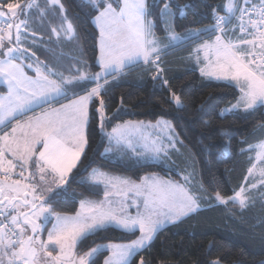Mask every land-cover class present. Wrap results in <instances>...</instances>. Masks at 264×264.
<instances>
[{
  "label": "snow or ice",
  "instance_id": "1",
  "mask_svg": "<svg viewBox=\"0 0 264 264\" xmlns=\"http://www.w3.org/2000/svg\"><path fill=\"white\" fill-rule=\"evenodd\" d=\"M83 3L91 5L97 12L93 22L99 29L97 62L101 71L93 76L77 68L68 76L52 73L57 77L53 79L49 71L41 67L34 69L36 77L32 78L25 74L22 65L13 63L17 54L23 56L28 51L19 47L21 32H33L29 17L32 9L40 8L37 0H27L23 5L0 0V55L5 57L0 60V78L8 85V103L0 100V125L17 113H24L32 103L47 102L56 96L67 98L70 91L73 95L67 104L30 118L26 124H17L12 135L5 132L0 136V173L3 174L0 177V264H91L92 257L101 251L99 246L79 256L78 260L73 250L88 234L108 224L129 232L138 228L140 236L131 244L124 247L107 245L112 255L104 264H128L129 257L151 242L165 222L176 223L199 208V197L190 188V175L183 177V184L155 178L151 182L142 180L136 184L99 170H94L89 179L93 184L104 185V200H81L80 210L74 216L61 215L48 206L53 196L62 194L56 188L68 182L69 174L77 168L85 152L88 143L85 129L93 97L100 100L97 112L100 113L101 128L104 127L106 117L101 78L119 73L139 59L145 63L153 62V57L159 59L162 53L146 0H117L118 8L112 0H83ZM46 4L53 11L59 6L64 14L61 27L53 28V33L58 38L61 32L69 39L74 38L75 29L61 0H46ZM222 9L228 15L218 14L219 8H213L212 23L183 37L177 36L174 29L166 28L173 43L165 47H172L181 40L215 36L213 41L205 40L194 51L197 65L201 64L203 55V66L199 67L201 76L231 82L239 90L236 103L231 109L222 110L221 115L241 108L246 112L256 110L264 106V0H243L242 4L238 0H226ZM44 15L46 12L40 13L41 17ZM160 15L171 18L170 0H165ZM180 15L184 16L183 7ZM229 25H232L231 31ZM13 30L17 47L11 46ZM92 80L96 82L95 87L86 94L74 91L81 83ZM174 101L177 106L182 104L181 97L175 94ZM159 126L158 123L156 127ZM146 127L142 122L117 126L107 134L110 145L117 149H131L144 159H159L163 148L155 142H148L150 137L144 135ZM18 129L23 133L21 136L16 135ZM257 149V160L264 163V142L258 144ZM33 165L36 171L29 172ZM256 167L253 164L248 169L249 177L253 176ZM17 168L18 178H14ZM26 172L29 175L26 176ZM37 173L41 182H47L51 174L55 188L48 186L46 191L53 196L38 193L39 186L34 182ZM260 176L259 183L264 186V168H260ZM256 188V183L245 184L227 199L217 191L216 199L222 203L228 200L239 202L244 208L251 198V192L246 194V190ZM132 208H135V215L131 214ZM49 217L55 218V224L48 232L47 240H43L41 227ZM50 246L58 248V254L53 255L55 248ZM141 264H144L143 260ZM211 264L221 262L213 260Z\"/></svg>",
  "mask_w": 264,
  "mask_h": 264
},
{
  "label": "trees",
  "instance_id": "2",
  "mask_svg": "<svg viewBox=\"0 0 264 264\" xmlns=\"http://www.w3.org/2000/svg\"><path fill=\"white\" fill-rule=\"evenodd\" d=\"M21 3L27 0H6ZM39 9H32L30 28L24 31L21 46L26 48L42 69L68 76L77 68L90 74L100 71L96 65L99 34L93 25L97 12L83 0H61L71 21L75 36L66 39L63 32L59 38L52 31L60 28L63 13L47 6L46 0H37ZM150 18L154 20V33L166 39L160 9L165 0H146ZM226 0H170L172 16L168 26L183 37L213 22L212 10L219 8L226 15L222 4ZM118 8L117 0H112ZM183 7L184 16L180 15ZM41 12H46L43 17ZM237 34V33H236ZM187 39L166 49L163 59L156 66H136L121 75L112 76L101 83L102 99L105 101L104 127L97 112L100 100L89 106V123L86 128L85 152L69 176L66 186L58 190L48 206L61 215H75L81 200L102 201L105 189L90 182L94 170L109 176L121 177L140 183L146 177L155 176L163 181L183 184L182 178L168 170L164 164L142 160L126 149L109 144L107 134L113 128L130 123H156L160 120L170 124L178 138L181 154L171 152L165 163L174 162L181 173L191 170L198 184L200 210L159 231L152 242L136 254L129 264H264V194L251 192L247 207L234 203L217 204L216 192L221 191L227 199L245 185L248 169L254 164V146L264 142V109L258 107L249 112H236L221 116L220 112L232 106L239 96L237 89L200 75L193 68V48L206 39ZM196 64V63H195ZM47 66L45 69L44 66ZM160 73V74H159ZM157 79H153L155 75ZM95 87L86 81L74 91L80 95ZM71 96L72 92H68ZM5 89L0 87V95ZM174 94L182 104L176 107ZM66 190V191H65ZM45 227L42 238L46 237ZM139 232L125 233L115 228L96 231L81 240L76 257L97 246L126 245L137 240ZM108 252H100L91 264H103Z\"/></svg>",
  "mask_w": 264,
  "mask_h": 264
},
{
  "label": "rangeland",
  "instance_id": "3",
  "mask_svg": "<svg viewBox=\"0 0 264 264\" xmlns=\"http://www.w3.org/2000/svg\"><path fill=\"white\" fill-rule=\"evenodd\" d=\"M57 8H59V6H57ZM60 9V8H59ZM6 10V9H5ZM226 13V12H225ZM227 14V13H226ZM228 15V14H227ZM94 21V20H93ZM163 24H164V31H165V29L166 28H169L170 26H168V20H167V17H165V18H163ZM93 25H94V27H95V29L97 30V32H98V34H99V29H98V27L95 25V23L93 22ZM14 31V30H13ZM229 31H231V28H229ZM14 33H15V31H14ZM177 35V34H176ZM63 36H64V38H66V39H69L67 36H65L64 35V33H63ZM156 36V38L161 42L160 43V48H162V39H161V37H158L157 35H155ZM178 36V35H177ZM163 38H165L166 40H165V42H167L168 44H171V43H173L172 41H171V39H170V37H171V33L170 32H166L165 31V35H163L162 36ZM208 37H210V36H207V38ZM215 37V36H214ZM233 39H235V37H232ZM215 38H212V39H210V40H208V41H213ZM181 42H183V40H181V41H179V42H175L174 44H178V43H181ZM204 43V42H203ZM199 46V44L197 45V46H195L193 49L195 50L197 47ZM14 47H17V44L15 43V46ZM19 47L21 48V49H25V48H23L21 45H19ZM193 50V52H192V57H193V60H194V62L196 63V60H195V51ZM100 55V51H99V39H98V55H97V57ZM17 59H15V60H13V63H16V64H20V65H22V67H23V69H24V72H25V74L26 75H28V76H30V77H32V78H35L36 77V72H35V68L36 67H41L42 66V63H40V62H38L37 61V59L30 53V52H24V54H23V56H19V54H17ZM5 59V57H3L2 55H0V60H4ZM142 62H144V60L143 59H139L137 62H134V63H131V64H129V65H127L125 68H127V67H129V66H132V65H135V64H138V63H142ZM201 62H203V55L201 54ZM29 65H31V67H29ZM96 65L99 67V69H100V66H99V64H98V62H97V60H96ZM42 68V67H41ZM43 70V69H42ZM123 70V69H122ZM100 71H101V69H100ZM99 71V72H100ZM121 72V71H120ZM49 73H50V78H53V79H55L56 78V76L55 75H51L52 73H54V72H51V71H49ZM113 74H117V73H111V74H108L107 76H103L102 78H101V80H100V82H103L104 80H106L109 76H111V75H113ZM160 74V73H159ZM93 76L95 75V74H92ZM55 76V77H54ZM159 77V75L157 74V75H155L154 77H153V79L155 80V79H157ZM207 78H209V77H207ZM211 80H214V81H217V80H215V79H213V78H210ZM93 82H95L94 80H92ZM217 82H222V83H226V84H229V85H232V86H234L235 87V85L233 84V83H231V82H227V81H217ZM0 87H3L4 89H5V94H3V95H0V100H4L5 101V103L7 104L8 103V101H7V97H8V85L3 81V79L2 78H0ZM236 88V87H235ZM237 89V88H236ZM237 91L239 92V90L237 89ZM239 95H240V93H239ZM70 98H73V96H71L69 93L67 94V98H65L64 96H56V97H52L51 99H49L47 102H38V103H32L31 105H29L28 106V108H27V110L24 112V113H17L14 117H11V118H9V120L8 121H6L5 123H7V122H11V121H14V123L11 125V127H10V130L7 132L9 135H12V129L14 128V127H17V124H26L28 121H29V119L30 118H34V117H37V116H42L44 113H47V112H51V110L53 109V108H59L60 106H61V104H67L68 102H69V99ZM93 100H98L99 101V99H97V98H95V97H93ZM60 102V103H58V104H56V105H53L52 107H48V108H45V109H42V108H44V106H46V105H48V104H50V103H52V102ZM173 102H174V104L176 105V103H175V101H174V98H173ZM236 103V102H235ZM234 103V104H235ZM181 106V105H180ZM180 106H177L176 105V107H180ZM260 107H262L263 109H264V106H260ZM40 109H42L41 111H38V112H36V113H34L35 112V110H40ZM224 109H231V106L230 107H227V108H224ZM223 109V110H224ZM239 111H241V112H246L245 110H243L242 108L241 109H238V110H236V111H234V112H225V114L224 115H221V112H220V115L221 116H225V115H229V114H232V113H236V112H239ZM251 111V110H250ZM249 112V111H248ZM99 113V112H98ZM99 115H100V113H99ZM101 118V117H100ZM159 123V127H156V125ZM157 124H144V125H147V127H149V128H151V129H154V128H156L157 129V137L155 138L154 137V139L155 140H152V138H153V132H151L150 134L149 133H145L144 132V135L146 136V137H150V140H149V143H152V142H155L157 145H159V146H162V148H163V151L160 153V158L159 159H144V158H142V160H149V161H151V162H153V163H156V164H164V167L165 168H167L168 170H171V171H173V172H175V173H177L181 178H182V180H183V183H185V181H184V179H183V177H185V176H188V175H190L191 176V184H190V188L191 189H193L194 190V195H197L198 196V194H197V190H198V184L195 182V176H194V174H193V172L191 171V170H188V171H185V172H183V173H181V170L180 169H178L177 168V166H176V164L174 163V162H172V166H170V165H168V164H166L165 163V160L168 158V156L170 155V153L171 152H176V153H178L179 155L181 154V152H180V150L177 148V143L176 142H178V143H181L180 142V139L179 138H177L178 136L176 135V133L174 132V130L172 129V127L170 126V124L168 123V122H166V121H163V120H160L159 122H158ZM1 126V125H0ZM167 127V128H166ZM86 128H87V126H86ZM171 131V133H173V135L172 134H170V131ZM85 131H86V129H85ZM23 133L21 132V131H19V129H18V131L16 132V135L17 136H21ZM175 137V138H174ZM257 145H255L254 146V164L257 166L256 167V170H255V172H254V174H253V176L252 177H249V173H248V175H247V177H249V179L248 180H246V183L245 184H248V183H256L257 184V188L256 189H247L246 190V194H247V192L248 191H250V192H256V191H258V190H260V191H262V193L264 194V186H262L259 182L261 181V179H262V177L260 176V168H264V163H261L260 161H258L257 160ZM83 155V154H82ZM82 157V156H81ZM79 163V162H78ZM75 169V168H74ZM73 169V170H74ZM34 171H36V170H34ZM30 172V171H29ZM94 172V171H93ZM93 172H91V174H90V176L93 174ZM25 175L27 176V175H29V173L28 172H26L25 173ZM71 175V173L69 174V176ZM13 177L14 178H18V174H16L15 172L13 173ZM90 178V177H89ZM157 179L155 176H153V177H146L144 180H147L148 182H151L153 179ZM52 176H51V174H49V177H48V180H47V182H41L40 181V179H39V173H37V175H36V179H35V183H37L38 184V193H42L45 197H48V196H52V193H48L47 191H46V188L48 187V186H52L53 188H55V185L54 184H52ZM58 179V178H57ZM68 179H69V177H68ZM160 180V179H159ZM67 184V183H66ZM66 184H64V185H62L61 186V188H56V191H58V190H60V189H63L65 186H66ZM93 184V183H92ZM95 185H100V186H102V187H104V185H102V184H95ZM104 189H105V187H104ZM130 196L132 195L131 193L129 194ZM110 199L111 200H115L116 199V197H110ZM138 200L139 199H142V198H137ZM103 200H104V197H103ZM215 200H216V202H217V204H220V205H225V204H228V203H234V204H236V205H238V206H240V204H239V202H233V201H231V200H228V202L227 203H222V202H220V201H218L217 199H216V197H215ZM131 201H129V203H130ZM39 203V202H38ZM200 203V202H199ZM141 207H142V205H141ZM80 210V205H79V208H78V211ZM200 210V204H199V208L197 209V211H199ZM5 211H8V209H5ZM131 214L132 215H135L136 214V211H135V208H132L131 210ZM196 211V212H197ZM195 213V212H194ZM194 213H190L188 216H190V215H192V214H194ZM68 216H74V215H68ZM188 216H185V217H181L180 219H179V221L180 220H182V219H184V218H186V217H188ZM39 222V221H38ZM48 223H50V225H49V227L47 228V232H46V237L45 238H42V234H43V232L45 231L44 229H45V227L48 225ZM177 223V222H176ZM176 223H168V222H165L164 224H163V226L162 227H160L159 229H158V231L155 233V235L159 232V231H161L162 229H164L165 227H167V226H170V225H173V224H176ZM55 224V218L54 217H49V219H48V221L46 222V223H44V224H42V227H41V232H40V235H41V238L43 239V240H47V237H48V232L53 228V225ZM115 228V229H117V230H120V231H122V232H125V233H132V232H139V230H138V228L137 229H135V230H133V231H131V232H129V231H125V230H123L122 228H119V227H117L115 224H108V225H106L105 226V228ZM105 228H103V229H105ZM100 230H102V229H100ZM97 231H99V230H97ZM140 233V232H139ZM91 234H94V233H90V234H88L87 236H89V235H91ZM155 235H154V237H155ZM86 236V237H87ZM83 240V239H82ZM81 241H79L78 242V244L80 243ZM152 242V241H151ZM151 242H149L144 248H141V249H139V250H137L136 251V253L135 254H133L131 257H129V260H128V264L131 262V260H132V258L136 255V254H138V253H140L141 251H143ZM78 244H77V246H78ZM109 245V244H108ZM113 245V244H112ZM127 245H129V244H126V245H116V246H119V247H124V246H127ZM50 247H52V248H55V246H50ZM77 248V247H76ZM101 248V251L100 252H108L109 253V256L107 257V258H109L111 255H112V253H111V251H109L108 250V248H107V245H105V246H101L100 247ZM58 252H59V249L58 248H55V250L53 251V255H56V254H58ZM73 252H74V256H75V258L78 260L79 258L78 257H76V249H74L73 250ZM100 252H98V253H100ZM97 253V254H98ZM97 254H95L93 257H92V259H91V261L95 258V256L97 255ZM105 262V261H104ZM104 264V263H103Z\"/></svg>",
  "mask_w": 264,
  "mask_h": 264
},
{
  "label": "crops",
  "instance_id": "4",
  "mask_svg": "<svg viewBox=\"0 0 264 264\" xmlns=\"http://www.w3.org/2000/svg\"><path fill=\"white\" fill-rule=\"evenodd\" d=\"M227 15V14H226ZM15 31V30H14ZM14 31H13V37H12V40H11V46L12 47H14L15 46V43H16V40H15V33H14ZM23 33H24V31H22L21 32V41H20V45L22 44V41H23ZM213 38H215V37H213ZM212 39V38H211ZM206 40H210V39H206ZM205 41V40H204ZM203 41V42H204ZM203 42H201L200 44H202ZM162 48H161V50H162V53H161V57L159 58V59H156L155 57H153V62H149V63H145V61L144 62H142V63H138V64H135V65H132V66H129V67H127V68H124L123 70H121V72H119V73H117V74H113V75H111V76H109V77H112V76H118V75H121L122 73H124V71H126V70H128V69H131V68H134V67H136V66H146V65H149V64H153V65H155L156 66V69L158 70V71H162V68L160 67V65L158 66L157 64L163 59V54L166 52V49H168L169 47H165V45H168V43L167 42H165V41H163L162 40ZM175 46V45H174ZM173 47V46H172ZM193 68L194 69H197L198 70V72L200 73V71H199V67H201V66H203V62H201V64L200 65H197V63L195 64V63H193ZM55 74H59V73H55ZM201 75V74H200ZM55 77V76H54ZM108 77V78H109ZM57 78V77H56ZM100 83H102V82H100ZM95 84H96V82H95ZM90 91V90H89ZM84 94H86V93H84ZM84 94H82V95H84ZM58 103H60L59 101L58 102H52V103H50V104H48V105H46V106H44V108H42V109H45V108H48V107H52L53 105H56V104H58ZM42 109H40V110H35V112L34 113H36V112H38V111H41ZM159 122V121H158ZM158 122H156V123H143V124H157ZM14 123V121H9V122H7V123H5L4 125H1L0 126V136H3L4 135V133L5 132H8L9 130H10V127H11V125ZM139 123H141V122H130V124H139ZM126 124H129V123H126ZM125 124H122V125H119V126H124ZM145 126H147V125H145ZM116 128V127H115ZM167 128V127H166ZM169 130V129H168ZM170 131V130H169ZM112 132V131H111ZM111 132H109V133H111ZM151 132H153V138H152V140H155L154 139V137L156 138L157 137V129L156 128H154V129H151V128H149V127H146V130H145V133H151ZM108 133V134H109ZM170 134H172L173 135V133H171V131H170ZM174 136V135H173ZM175 138V137H174ZM178 138V137H177ZM107 140H108V136H107ZM108 142H109V140H108ZM134 143H135V140L133 141ZM149 142V141H148ZM177 143V147L180 145V143H178V142H176ZM109 144H110V142H109ZM143 144V141H141V145ZM113 147H115L114 145H112ZM138 146H140V145H138ZM124 149H126L127 151H129L131 154H133L134 156H136V157H138V158H141L140 156H138L135 152H133L131 149H127V148H124ZM9 159H11V157H8ZM142 159V158H141ZM35 170V167H34V165L29 169V171L30 172H33ZM14 172L16 173V174H18L19 173V168H17V169H15L14 170ZM3 176V174L2 173H0V177H2ZM112 177H116V176H112ZM118 178H121V177H118ZM121 179H123V178H121ZM141 183V182H140ZM140 183H136V184H140ZM61 190V189H60Z\"/></svg>",
  "mask_w": 264,
  "mask_h": 264
},
{
  "label": "built area",
  "instance_id": "5",
  "mask_svg": "<svg viewBox=\"0 0 264 264\" xmlns=\"http://www.w3.org/2000/svg\"><path fill=\"white\" fill-rule=\"evenodd\" d=\"M238 2H239L240 4H242V3H243V0H238ZM236 14L239 15L238 12H237ZM233 23H236V21L233 20ZM229 28H232V25H229ZM236 32H237V35H239V30H238V29L236 30ZM5 44H6V45L8 44V41H7V40H5Z\"/></svg>",
  "mask_w": 264,
  "mask_h": 264
},
{
  "label": "water",
  "instance_id": "6",
  "mask_svg": "<svg viewBox=\"0 0 264 264\" xmlns=\"http://www.w3.org/2000/svg\"><path fill=\"white\" fill-rule=\"evenodd\" d=\"M29 199H30V197H29Z\"/></svg>",
  "mask_w": 264,
  "mask_h": 264
}]
</instances>
